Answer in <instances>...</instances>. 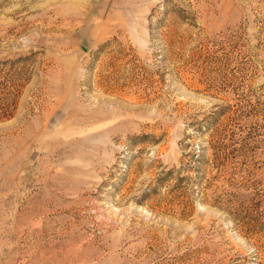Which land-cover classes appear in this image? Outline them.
I'll return each instance as SVG.
<instances>
[{"label":"rangeland","instance_id":"1","mask_svg":"<svg viewBox=\"0 0 264 264\" xmlns=\"http://www.w3.org/2000/svg\"><path fill=\"white\" fill-rule=\"evenodd\" d=\"M0 264H264V0H0Z\"/></svg>","mask_w":264,"mask_h":264},{"label":"water","instance_id":"2","mask_svg":"<svg viewBox=\"0 0 264 264\" xmlns=\"http://www.w3.org/2000/svg\"><path fill=\"white\" fill-rule=\"evenodd\" d=\"M85 48V47H84ZM85 50H87V48H85Z\"/></svg>","mask_w":264,"mask_h":264}]
</instances>
